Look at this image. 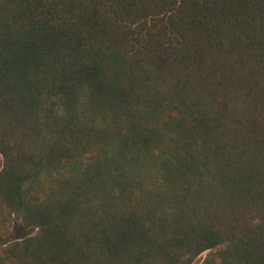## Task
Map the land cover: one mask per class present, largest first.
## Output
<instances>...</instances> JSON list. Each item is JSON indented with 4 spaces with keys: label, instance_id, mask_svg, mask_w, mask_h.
I'll return each instance as SVG.
<instances>
[{
    "label": "trees",
    "instance_id": "trees-1",
    "mask_svg": "<svg viewBox=\"0 0 264 264\" xmlns=\"http://www.w3.org/2000/svg\"><path fill=\"white\" fill-rule=\"evenodd\" d=\"M0 156V264H264V0H0Z\"/></svg>",
    "mask_w": 264,
    "mask_h": 264
},
{
    "label": "rangeland",
    "instance_id": "rangeland-1",
    "mask_svg": "<svg viewBox=\"0 0 264 264\" xmlns=\"http://www.w3.org/2000/svg\"><path fill=\"white\" fill-rule=\"evenodd\" d=\"M2 164H3V160H2V157L0 156V168H1ZM31 230L32 229L25 228L20 221H16L14 223V227L11 230V232L0 237V245L6 244L9 241L17 238V237L12 238L13 235H19V233H20V235H22V234L26 235V234H29L31 232ZM19 237H21V236H19ZM201 258L202 257H199L193 264H199L201 261Z\"/></svg>",
    "mask_w": 264,
    "mask_h": 264
}]
</instances>
